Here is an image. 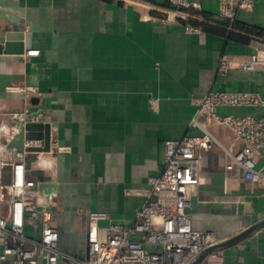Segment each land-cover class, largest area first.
Returning a JSON list of instances; mask_svg holds the SVG:
<instances>
[{"label":"crops","instance_id":"1","mask_svg":"<svg viewBox=\"0 0 264 264\" xmlns=\"http://www.w3.org/2000/svg\"><path fill=\"white\" fill-rule=\"evenodd\" d=\"M187 1L200 11L160 24L172 9L165 0H0V50L9 35L24 49L0 52V122L12 131V115H40L38 123L48 125L50 150L26 155L25 176L35 183L38 205L53 202L44 211L68 255L85 249L81 211L127 226L152 200L149 181L163 169L164 142L197 134L189 122L198 99L226 91L264 100V66L217 69L223 55L264 53V0L239 9L232 22L218 18L219 0ZM238 2L228 0L231 7ZM218 113L264 119V106ZM198 118L230 153L245 147L228 129ZM23 140L3 142L5 160ZM254 162L263 177L250 183L221 148L203 153L201 184L189 195L193 231L222 243L261 226L199 263L264 264V154Z\"/></svg>","mask_w":264,"mask_h":264},{"label":"built area","instance_id":"2","mask_svg":"<svg viewBox=\"0 0 264 264\" xmlns=\"http://www.w3.org/2000/svg\"><path fill=\"white\" fill-rule=\"evenodd\" d=\"M172 7L160 18L166 24L177 17H188L184 10L200 11L187 0H165ZM254 0H239L236 7L228 0L218 1L217 16L234 21L239 9H250ZM193 29L187 27V31ZM38 51L27 55L37 56ZM264 66V53L247 59L221 56L217 69L224 73L230 68L252 71ZM197 116L189 122L196 135L164 142V164L161 174L152 178V200L135 213L127 226L112 224L105 213L81 211L87 222L86 245L79 256L64 253L58 245L59 231L45 214L44 208L53 205L46 199L36 202L35 183L25 176L27 150L42 148L40 140H23L11 160L4 159V143L13 135L24 134L27 123L37 124L40 115L14 114V130L0 122V264H192L202 253L221 243L214 233L193 231L188 214L189 195L201 184V159L204 152L219 147L225 159L232 161L242 178L250 183L263 176L255 170L254 156L264 154V119L251 116L220 114L219 108L264 106L255 93L212 91L196 101ZM199 115L232 132L235 140L245 147L236 154L221 146L209 132ZM42 153V152H37ZM210 261L198 264H210Z\"/></svg>","mask_w":264,"mask_h":264},{"label":"water","instance_id":"3","mask_svg":"<svg viewBox=\"0 0 264 264\" xmlns=\"http://www.w3.org/2000/svg\"><path fill=\"white\" fill-rule=\"evenodd\" d=\"M18 38H19L18 41H21L22 36H18ZM13 39H15V36H13V35L7 36V40L3 44V46L1 47L0 52H3L4 54H18V55L23 54L24 53L23 45L21 43L19 45H13ZM34 132H40V135L35 136ZM24 139L29 140V141L30 140L42 141V148L28 149L27 150L28 153L48 152L50 150V134H49L48 125H44L41 123H37V124L27 123V124H25V126H24ZM259 226H261V224L255 225V226L247 229L246 231L240 233L239 235L235 236L234 238H232L228 241L222 242L213 248L208 249L207 251L202 253L200 255V257H198V259H196L192 264H198L201 261V259L211 251H214L216 249L227 248V247L234 245L235 243L239 242L243 238H245L248 235H250L251 233H253Z\"/></svg>","mask_w":264,"mask_h":264},{"label":"bare ground","instance_id":"4","mask_svg":"<svg viewBox=\"0 0 264 264\" xmlns=\"http://www.w3.org/2000/svg\"><path fill=\"white\" fill-rule=\"evenodd\" d=\"M32 57V56H31ZM15 136L13 135V137L12 138H14ZM14 140V139H13Z\"/></svg>","mask_w":264,"mask_h":264}]
</instances>
